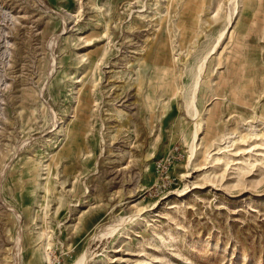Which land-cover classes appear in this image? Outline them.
<instances>
[{
  "label": "rangeland",
  "instance_id": "374dc122",
  "mask_svg": "<svg viewBox=\"0 0 264 264\" xmlns=\"http://www.w3.org/2000/svg\"><path fill=\"white\" fill-rule=\"evenodd\" d=\"M231 1L0 0V264H264V0Z\"/></svg>",
  "mask_w": 264,
  "mask_h": 264
},
{
  "label": "bare ground",
  "instance_id": "6f19581e",
  "mask_svg": "<svg viewBox=\"0 0 264 264\" xmlns=\"http://www.w3.org/2000/svg\"><path fill=\"white\" fill-rule=\"evenodd\" d=\"M231 2H233V0ZM232 26H233V18H232V15L230 14L229 15V19H228V26H226L227 28L222 33H220V35L218 36L217 44H215V46L211 50H216L217 49V46H218L219 42L221 41L222 37L227 33V31L230 28H232ZM209 53L205 55L203 60L198 65V71L196 73L195 80H194V83L192 85L191 95L189 94L190 97H189V99L187 101V107L188 108L191 107L193 109L191 114L194 117L196 115L200 114V110H199V108H198V106L196 104V95H197V90L199 89V86H200V83H199L200 82V78L202 76V72L204 70V67H205V64H206V60H207V57H208ZM202 120L203 119L201 118L200 122L197 121L195 123L194 129H193V132H192V136H191L190 140L187 141V145L189 147L188 148L189 149V155H188V158H187V163H188L187 165H190V166H192L194 160L196 159V157L198 155V150H197L198 149V143H199L200 133H201V130H202V127H203V124H204ZM169 175L171 176L170 173H169ZM137 215H140V212H137V213L131 215V218H134ZM87 257H88V254L85 253L84 256L81 257L80 259H78L74 264H85L84 259L87 258Z\"/></svg>",
  "mask_w": 264,
  "mask_h": 264
},
{
  "label": "built area",
  "instance_id": "2783aa9c",
  "mask_svg": "<svg viewBox=\"0 0 264 264\" xmlns=\"http://www.w3.org/2000/svg\"><path fill=\"white\" fill-rule=\"evenodd\" d=\"M182 153L179 147L173 148L166 156L156 160L155 171L157 173L156 190L157 194H162L165 190L169 189L175 179L169 175L170 168L180 160Z\"/></svg>",
  "mask_w": 264,
  "mask_h": 264
}]
</instances>
